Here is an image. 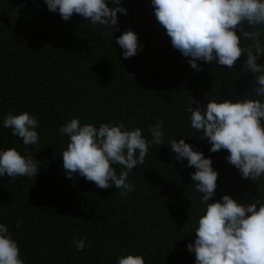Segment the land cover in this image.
I'll return each instance as SVG.
<instances>
[{
  "label": "trees",
  "instance_id": "1",
  "mask_svg": "<svg viewBox=\"0 0 264 264\" xmlns=\"http://www.w3.org/2000/svg\"><path fill=\"white\" fill-rule=\"evenodd\" d=\"M121 5L128 14H118L111 32L79 14L65 21L45 0H0V149L30 153L40 167L35 179L0 177V223L18 242L24 264H117L128 254L142 255L145 264H196L187 245L205 206L191 177L196 169L175 159L172 138L212 159L219 173L212 202L231 195L248 204L264 194V183L242 178L226 150L210 152L190 122L196 88L217 101L251 91L254 76L242 73L246 57L233 69L198 61L197 72L191 57L173 48L152 0ZM129 29L143 48L125 59L115 41ZM257 63L264 65V56ZM24 111L39 120L36 145L25 146L3 127L8 112ZM72 118L97 127L122 122L148 140L149 126L162 120L165 144L152 145L145 163L129 173L135 189L124 197L115 185L101 189L79 173L67 178L61 155L69 137L59 128ZM79 239L91 247L78 251Z\"/></svg>",
  "mask_w": 264,
  "mask_h": 264
},
{
  "label": "clouds",
  "instance_id": "2",
  "mask_svg": "<svg viewBox=\"0 0 264 264\" xmlns=\"http://www.w3.org/2000/svg\"><path fill=\"white\" fill-rule=\"evenodd\" d=\"M45 0L52 12L69 20L79 14L92 25L118 30V14L127 15L121 0ZM154 14L166 30L174 49L197 72L198 61L215 63L228 69L236 67L245 56L242 73H252L251 91L239 99H210L206 106L189 108L191 127L202 132L200 139L212 145L210 152L226 150V160L239 170L242 178L264 183V65L257 63L264 56V0H152ZM238 32L242 34L238 35ZM106 34V33H105ZM123 49L125 59L137 55L143 45L133 30L124 31L115 41ZM192 103L199 105L198 101ZM36 116L24 111L8 112L3 127L22 139L25 146L39 143ZM164 122L149 126L148 140L139 127L129 130L122 122L81 124L79 118L62 124L59 131L69 137L62 152L63 169L68 179L74 174L95 183L101 189L112 185L121 196L134 191L128 182L129 173L145 163L152 145H164ZM177 161L187 160L195 190L202 194L199 203L205 206L194 232V243L187 245L195 254L196 264H264V194L248 204L224 195L212 202L219 173L213 161L193 149L184 138L168 143ZM120 166L118 173L115 166ZM37 160L30 153L22 154L15 147L0 149V177L34 178L39 174ZM23 220L16 225L19 228ZM78 251L91 247L85 239L74 241ZM0 264H24L18 242L9 227L0 223ZM117 264H145L142 255H121Z\"/></svg>",
  "mask_w": 264,
  "mask_h": 264
},
{
  "label": "water",
  "instance_id": "3",
  "mask_svg": "<svg viewBox=\"0 0 264 264\" xmlns=\"http://www.w3.org/2000/svg\"><path fill=\"white\" fill-rule=\"evenodd\" d=\"M196 89H197L196 90V94L198 95L197 99H198V102H199V105L198 106H200V104L203 105V106L204 105H207L208 101L203 97V95L201 94V92L199 91V89L198 88H196Z\"/></svg>",
  "mask_w": 264,
  "mask_h": 264
},
{
  "label": "rangeland",
  "instance_id": "4",
  "mask_svg": "<svg viewBox=\"0 0 264 264\" xmlns=\"http://www.w3.org/2000/svg\"><path fill=\"white\" fill-rule=\"evenodd\" d=\"M195 99H196V97L193 98V100H195ZM195 101H197V100H195ZM192 104L195 105V106H198V104H196V103H192Z\"/></svg>",
  "mask_w": 264,
  "mask_h": 264
},
{
  "label": "flooded vegetation",
  "instance_id": "5",
  "mask_svg": "<svg viewBox=\"0 0 264 264\" xmlns=\"http://www.w3.org/2000/svg\"><path fill=\"white\" fill-rule=\"evenodd\" d=\"M197 97H198V95L196 94V99H195V100H197V101H198ZM200 105H201V104H200ZM204 106H206V105H204Z\"/></svg>",
  "mask_w": 264,
  "mask_h": 264
}]
</instances>
